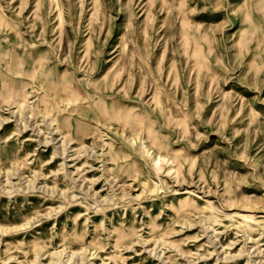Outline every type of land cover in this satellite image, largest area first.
Returning a JSON list of instances; mask_svg holds the SVG:
<instances>
[{
  "label": "rangeland",
  "instance_id": "obj_1",
  "mask_svg": "<svg viewBox=\"0 0 264 264\" xmlns=\"http://www.w3.org/2000/svg\"><path fill=\"white\" fill-rule=\"evenodd\" d=\"M26 99L56 141L40 144L12 118L0 124V169L20 165L38 188L73 187L79 199L26 232L0 231V264H47L63 248L94 254L88 264H264V0H0V116ZM44 115L73 148H93L100 130L104 160H67V172L83 169L74 182L51 158L60 138ZM157 155L168 161L160 171ZM88 187L102 197L86 199ZM31 191L1 197V227L63 201ZM239 213L261 221L252 239ZM244 245L252 252L238 258Z\"/></svg>",
  "mask_w": 264,
  "mask_h": 264
},
{
  "label": "bare ground",
  "instance_id": "obj_2",
  "mask_svg": "<svg viewBox=\"0 0 264 264\" xmlns=\"http://www.w3.org/2000/svg\"><path fill=\"white\" fill-rule=\"evenodd\" d=\"M147 75V74H146ZM33 93V92H32ZM30 96V95H29ZM46 102V101H45ZM30 103H34V102H30ZM59 105L61 106V102H59ZM74 105H77V103H74V101H68L64 106L66 107L65 109L66 110H72V114H74L76 112V110L74 108H72V106ZM34 106H30L29 104V101L27 102V99L26 101L21 104V102H19L16 106V108H12V110L10 111L11 113V117H8V118H3L0 116V124H8L11 121L12 118H15V123L16 125H18L19 127V131L20 133L23 132V130H27L29 127H34L36 128V131H38V135L37 136H41L43 137L44 136V140L43 141H40V144H44V146H50L52 145L51 143L53 141H56V139L54 138H49L48 135H51L52 132H50L48 135L45 134L42 129L40 128V125L37 123L36 119L34 118L33 116V113L30 112L31 108H33ZM27 111V112H26ZM45 117V121H46V125L47 127L52 128V131L55 133V135H58L59 136V141H57L56 143L58 145H55V148H54V153H53V156L51 157L52 159H55L57 157H62L64 159V162H62V166H63V169L65 170V172H67V163L66 161L67 160H77L78 157L81 156V153H84L86 154L87 156L89 157H93L95 158L96 160H104V156H105V152L108 150V146H110L109 143L105 142V140H101L103 137H104V134L101 132L100 133V130H98V136L94 135L95 139L93 141V148L88 146L87 144L85 143H82L79 147H74L73 148V142L71 141L72 140V133H69V136H65L64 134H62L60 132V130L58 129V127H55V122L56 121H53V119L48 115H44ZM73 117V115L71 116ZM31 121L30 125H29V122ZM33 122L35 123L34 126L31 125L33 124ZM62 122V125L66 126V127H69L70 126V121L68 119L67 120H61ZM58 123V122H57ZM57 125V124H56ZM109 125V124H107ZM1 127V126H0ZM98 129V128H97ZM35 130V129H34ZM109 130V129H108ZM37 133V132H36ZM86 133V132H85ZM84 133V135H85ZM17 134V133H16ZM87 136V135H86ZM14 138V136L12 135L10 138H9V141ZM89 138H92L91 137H86L85 140H89ZM32 139L31 138H26L25 141H31ZM72 149V150H71ZM96 152H94V150H96ZM111 149V148H110ZM146 149V147H145ZM71 150V151H69ZM102 151L101 153H99V151ZM69 152H74L76 154H78L79 156L77 157H71L69 156ZM109 153V152H107ZM36 153H34L32 156H35ZM147 154H149V152H147ZM70 157V159L68 158ZM51 159V160H52ZM50 160V161H51ZM102 160V161H103ZM50 161L47 163L49 165ZM152 161H153V164L155 166V168H157L159 171L163 169V165L164 163L168 162L165 158H163L161 155H157L155 158L153 157L152 158ZM73 165H69V167H72ZM167 170V169H166ZM83 169L82 167H77L75 171H72V172H67V174L69 176L72 177L73 181L76 182L78 178H74V176H77V175H80V172H82ZM139 171V170H138ZM23 172V173H22ZM107 172H108V175H107V180L111 183V185L115 184L114 186L118 185V180L116 179L115 176H113L111 173H110V169H107ZM102 173V172H101ZM61 174V173H60ZM24 176V178L22 177ZM16 177V178H14ZM21 177L22 179L25 181V183H22V180H21ZM83 178V182L84 181H88L87 177H85L84 175L81 176ZM5 178L4 182L2 181L3 179ZM106 179V178H105ZM13 180H17V183L13 182ZM80 180V179H79ZM78 180V181H79ZM97 180V179H96ZM23 181V182H24ZM36 182H37V176L35 177H30L28 175H26V173L24 172V169L20 166V165H14L12 168H8V169H0V199L2 196H6V195H12V194H20L19 192L23 193L25 190L28 192V193H31V189L32 190H44V193L56 198V197H60V200H63L61 201V204L59 205V207L57 209H51L50 212H48L47 214L45 215H39L37 217H33L25 222H23L22 224L20 225H17V226H14L12 228H5V227H1L0 226V231H2V233H7V232H16V233H19L21 231H24L26 232L27 230L31 229L33 227L34 224L36 223H39L41 222L43 219H46V218H50L54 215H58L59 213H62L64 210H66L69 206H77L75 204L77 203H74V202H77L78 201V196L77 194L73 193L72 190L74 189L73 187L69 188L68 190H58L56 188H48V187H37L36 185ZM91 183H93L92 181H90ZM83 184V183H82ZM91 186V185H90ZM80 188H83L82 190H85L84 188H86V185H79ZM125 187V186H124ZM129 186H127V189H128ZM77 188V187H75ZM122 186H119V189H121ZM78 189V188H77ZM87 191L85 192V198L88 199V198H92V197H96V198H101L102 196H100V193L99 192H95L93 195L91 194H88L89 191L92 190V187H88V189H86ZM71 191V192H70ZM119 191V190H118ZM129 191V190H128ZM101 192V191H100ZM186 192V191H185ZM28 193H25V194H28ZM177 193V192H176ZM187 194L191 193L189 191L186 192ZM109 194V193H108ZM121 194H122V198L125 197L127 195V193H125V190L124 188L122 189L121 191ZM129 194V192H128ZM192 194V193H191ZM130 195V194H129ZM197 195V194H196ZM121 196V195H120ZM104 198V197H103ZM84 200V199H83ZM121 200V198H120ZM95 203H97V199H95ZM109 200L107 198H104L102 200V202H108ZM111 201V200H110ZM113 201V200H112ZM113 203V202H112ZM183 203L187 204V205H191L189 204L188 202V199L186 198V200L183 201ZM89 204V203H88ZM106 204V203H105ZM110 204V203H109ZM94 205V204H93ZM130 206V205H129ZM213 207V206H212ZM126 209V208H125ZM194 209V208H193ZM214 209V208H213ZM145 210V209H144ZM196 210V209H194ZM162 211V210H161ZM193 211V210H192ZM192 211H189V213H191ZM197 211V210H196ZM188 213V212H187ZM239 219L242 220L241 222H238V228H239V231L243 233L244 236H247L248 239H252L251 236H250V233H249V230H252L253 229V226L252 224H260L261 221H259L255 216L252 215H246V214H241L239 213ZM81 216V215H80ZM189 216V215H188ZM187 216V217H188ZM232 216V215H231ZM110 217V216H109ZM193 217V216H192ZM215 219V218H218V215L215 211L212 212V214L209 216V217H206V221H209L211 219ZM228 218V217H227ZM39 219V220H38ZM194 219V218H193ZM239 220V221H240ZM99 221V220H98ZM186 221V220H184ZM194 221V220H193ZM196 221V220H195ZM189 222V220H188ZM185 223V222H184ZM196 223V222H195ZM198 224V223H197ZM40 225V224H39ZM37 225V226H39ZM103 225V224H102ZM186 225V224H185ZM184 225V226H185ZM190 225V223H189ZM188 225V226H189ZM210 225V224H209ZM237 225V224H236ZM183 226V227H184ZM194 226V225H193ZM199 226V224H198ZM103 227V226H102ZM206 227V226H205ZM190 228V227H189ZM209 228V227H208ZM226 228V227H225ZM255 228V227H254ZM211 229V227H210ZM230 229V228H229ZM107 230V229H106ZM213 232L215 234L216 233V230L215 229H212ZM103 231V230H102ZM181 231V230H180ZM203 231V230H202ZM218 232V231H217ZM141 233V232H140ZM179 233V232H177ZM206 233V232H205ZM204 233V234H205ZM209 233V232H208ZM175 234V233H174ZM239 234V233H237ZM261 236V235H260ZM113 238V237H112ZM257 239V238H256ZM162 240V239H161ZM170 240V239H169ZM172 240V239H171ZM173 241V240H172ZM175 242V241H174ZM173 242V243H174ZM112 243V242H111ZM136 243H146L145 241H139V242H136ZM232 243V242H231ZM131 243L127 244V245H130ZM244 244V243H243ZM48 245V244H47ZM217 245V244H216ZM219 245V244H218ZM155 246V245H154ZM234 246V245H233ZM247 245H244L241 249V252L237 255L238 258L240 256H242V254H246L249 255L250 254V250L252 252V249L248 250ZM254 246V245H253ZM129 248H132L131 246L130 247H127V249ZM84 249V248H83ZM159 249V248H158ZM263 248H261L262 250ZM220 251V250H219ZM42 251L39 250L38 251V257L36 258V260H40L41 258V253ZM82 252H84L82 250ZM82 252H79V251H71V252H67V248H63V249H58V250H55L51 256V260L49 261V263L47 264H88L89 262H85V261H88V260H94V254L92 255V257L90 259H88L89 256H86V257H83L81 256V253ZM153 252V250L151 251ZM182 254H186L184 251H182ZM260 252V251H259ZM93 253V252H92ZM195 253V252H194ZM197 253V252H196ZM68 254V255H67ZM223 254V253H222ZM231 254V253H230ZM230 254H225L226 256L224 257L225 260H229L230 259H234L236 258L237 256H230ZM252 254V253H251ZM120 255V254H119ZM166 255V254H165ZM232 255V254H231ZM75 256H81V261L79 262H75L74 258ZM85 256V255H84ZM158 258L160 259L162 257V255H157ZM67 257V259H66ZM201 257V256H200ZM55 258L57 260H55ZM202 258V257H201ZM205 258V257H203ZM66 259V261H64ZM223 259V260H224ZM12 260V259H11ZM125 260V259H123ZM199 260V259H198ZM17 261V259H16ZM74 261V262H73ZM163 261H165L163 259ZM8 262V261H7ZM40 262V261H39ZM73 262V263H72ZM91 262V261H90ZM229 262V261H227ZM251 262V258H249L248 262L247 263H250ZM258 262V261H257ZM42 263V262H41ZM170 264V262H167L165 261V264ZM252 263V262H251ZM250 263V264H251ZM90 264H97L96 262L92 261ZM101 264H108L106 263L105 261H102ZM115 264H118L117 262H115ZM192 264V263H191ZM237 264V263H236Z\"/></svg>",
  "mask_w": 264,
  "mask_h": 264
}]
</instances>
